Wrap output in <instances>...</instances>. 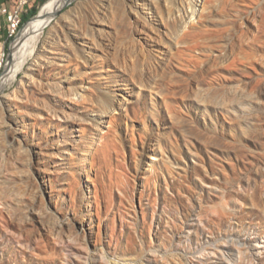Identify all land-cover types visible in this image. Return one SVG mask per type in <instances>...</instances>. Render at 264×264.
Returning a JSON list of instances; mask_svg holds the SVG:
<instances>
[{"label": "rangeland", "instance_id": "374dc122", "mask_svg": "<svg viewBox=\"0 0 264 264\" xmlns=\"http://www.w3.org/2000/svg\"><path fill=\"white\" fill-rule=\"evenodd\" d=\"M194 3L71 0L18 50L0 264H264V0Z\"/></svg>", "mask_w": 264, "mask_h": 264}, {"label": "bare ground", "instance_id": "6f19581e", "mask_svg": "<svg viewBox=\"0 0 264 264\" xmlns=\"http://www.w3.org/2000/svg\"><path fill=\"white\" fill-rule=\"evenodd\" d=\"M71 0H49L43 7L42 11L39 13V16L34 18L30 23L26 25V28L22 33L20 34V37L16 40L11 53H10V62L9 66H7V70L0 81V87L3 85V83H6L8 81L13 80L17 73L22 70L23 65L27 61V57L23 55H19L20 57H16V54L18 50L24 45L29 44L30 41L34 40L36 38V35L40 32V30L47 25L49 22V18L51 15V12L55 9L62 8L67 2H70ZM194 0H190V5H194ZM191 8V16H193V6H190ZM182 21L179 22V25ZM8 37H16V26H9L8 30ZM34 37V38H33ZM183 40V36L177 34L176 42H174L173 46H177L179 44V40ZM22 49V48H21ZM34 49V48H33ZM23 52V51H22ZM21 52V53H22ZM24 53V52H23ZM36 53V52H35ZM31 55V54H30ZM35 55V54H34Z\"/></svg>", "mask_w": 264, "mask_h": 264}, {"label": "built area", "instance_id": "2783aa9c", "mask_svg": "<svg viewBox=\"0 0 264 264\" xmlns=\"http://www.w3.org/2000/svg\"><path fill=\"white\" fill-rule=\"evenodd\" d=\"M33 0H15V4L12 7H7L6 5L0 6V15H2L5 19L6 23V40L8 38H16L20 32L22 26V14L27 6ZM16 26V37H8V27ZM4 46L0 49V69L4 63Z\"/></svg>", "mask_w": 264, "mask_h": 264}, {"label": "crops", "instance_id": "0c3cea01", "mask_svg": "<svg viewBox=\"0 0 264 264\" xmlns=\"http://www.w3.org/2000/svg\"><path fill=\"white\" fill-rule=\"evenodd\" d=\"M35 0H33L30 5L34 2ZM15 4V0H0V6L2 5H6L7 7H12ZM3 30V31H2ZM9 30V27H8ZM3 33H2V32ZM6 23H5V19L2 15H0V49L4 46V43L6 41Z\"/></svg>", "mask_w": 264, "mask_h": 264}, {"label": "water", "instance_id": "95a60500", "mask_svg": "<svg viewBox=\"0 0 264 264\" xmlns=\"http://www.w3.org/2000/svg\"><path fill=\"white\" fill-rule=\"evenodd\" d=\"M68 3H69V2H67L63 7H65ZM37 16H39V15H37ZM37 16H36V17H37ZM36 17H35V18H36ZM31 20H32V19H31ZM31 20H29V21H27V22H25V23L23 24V28L20 30L18 36L16 37L15 41L13 42L12 47L10 48V53H11V50H12V48H13V46H14L16 40L20 37V33H22V30L25 28V26H26ZM10 53H9L8 60H9V58H10ZM7 63H8V61H7ZM6 66H7V65H6ZM5 69H6V68H5ZM4 72H5V70H4Z\"/></svg>", "mask_w": 264, "mask_h": 264}, {"label": "trees", "instance_id": "16d2710c", "mask_svg": "<svg viewBox=\"0 0 264 264\" xmlns=\"http://www.w3.org/2000/svg\"><path fill=\"white\" fill-rule=\"evenodd\" d=\"M35 15V11H32L29 15H25L22 17V23L24 22H27L28 19L31 17V16H34Z\"/></svg>", "mask_w": 264, "mask_h": 264}]
</instances>
